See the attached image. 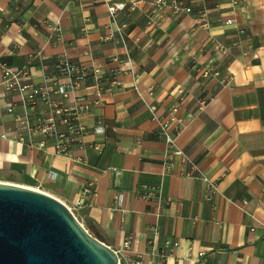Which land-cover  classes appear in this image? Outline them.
<instances>
[{"label": "crops", "instance_id": "1", "mask_svg": "<svg viewBox=\"0 0 264 264\" xmlns=\"http://www.w3.org/2000/svg\"><path fill=\"white\" fill-rule=\"evenodd\" d=\"M180 1L192 12H154L148 0L121 13L116 43L105 38L115 28L104 0H0V61L67 108L91 103L82 144L60 156L52 139L19 138L18 117L49 109L23 106L0 70V182L59 199L114 251L130 237L143 264H264V0ZM150 18L160 25L147 31ZM63 56L88 75L66 98L55 93L70 82L56 70ZM176 104L181 154L169 157L149 107L165 118ZM99 123L105 132H94ZM191 163L219 179L212 200ZM85 186L93 197L83 198Z\"/></svg>", "mask_w": 264, "mask_h": 264}, {"label": "built area", "instance_id": "2", "mask_svg": "<svg viewBox=\"0 0 264 264\" xmlns=\"http://www.w3.org/2000/svg\"><path fill=\"white\" fill-rule=\"evenodd\" d=\"M148 0H122V1H113V0H104V3L107 5L108 13L111 19V24L114 26V30H111L107 35L106 39L120 43L124 41V32L123 27L120 26L118 18L121 13H131L137 10L138 5L141 2H147ZM235 4L236 0H228ZM155 11L166 7L171 4L173 6L174 13L176 14H186L191 13L192 8L188 5H185L180 0H154ZM232 20H229L227 23H232ZM160 25L159 20H153L150 18L146 25V30L151 31ZM55 31H59L58 28ZM0 70L2 73V84L12 92H16L23 106L31 107L39 102L45 103L48 107V113L43 117L39 118L36 121H32L28 115L18 117L16 120L17 131L19 138L25 139L30 136H43L47 139H52L55 142L56 153L60 156L69 157V151L72 147L81 145L84 139V136L87 134L88 130L82 122V116L84 113L89 111L91 108V103L87 102L86 104L76 107V108H67L63 101H55L52 98L51 91L47 85H37L29 81L27 71L24 69L12 68L8 64L0 61ZM56 70L59 75L67 76L70 78V82L66 86H58L56 89V94L62 98L68 97L69 93L76 91L81 84L87 81L88 75L84 69L76 66L71 62L67 56L60 58L59 62L56 65ZM96 74L99 73L98 70L95 71ZM208 76V72L203 74ZM219 75V73H215ZM229 80H225L224 84H229ZM154 89L149 90L150 94H153ZM180 100L184 97V92L181 91ZM99 95V93L97 94ZM211 97L201 98L198 101L199 109H204L207 104L211 101ZM12 108L8 109V112H12ZM149 111L152 115L153 120H155L159 125L160 133L163 135L165 142L173 152L169 155H179L181 154L180 150L177 149L175 145L176 138L180 135L183 126V120L178 118L179 106L174 105L165 118H161L157 115V106L151 105ZM57 115L62 116V123L60 124L57 120ZM173 123H177V128L172 131L171 127ZM105 127L103 123H99L98 126L94 128L95 133L105 132ZM97 150L99 147L94 146ZM193 173H189L190 177H193L197 180L205 183V197L208 201L212 200L213 196L219 193V179L213 180L203 174L198 166L194 163H191ZM169 169V167H168ZM115 173L116 180L119 179V171L115 168H112ZM50 179H56V174L49 173ZM94 193L92 192L89 186L83 188V198L88 196L93 197ZM152 196V194H147ZM84 204V201L80 205ZM69 209L73 212L72 208ZM74 213V212H73ZM264 229V226H262ZM131 250V238L128 237L124 242V248L122 251H116L119 256V264H143L142 258L138 256L135 259H132L130 256ZM203 254H200L202 256Z\"/></svg>", "mask_w": 264, "mask_h": 264}, {"label": "water", "instance_id": "3", "mask_svg": "<svg viewBox=\"0 0 264 264\" xmlns=\"http://www.w3.org/2000/svg\"><path fill=\"white\" fill-rule=\"evenodd\" d=\"M69 207L41 190L0 182V264H119Z\"/></svg>", "mask_w": 264, "mask_h": 264}, {"label": "rangeland", "instance_id": "4", "mask_svg": "<svg viewBox=\"0 0 264 264\" xmlns=\"http://www.w3.org/2000/svg\"><path fill=\"white\" fill-rule=\"evenodd\" d=\"M7 183H10V182H7Z\"/></svg>", "mask_w": 264, "mask_h": 264}]
</instances>
